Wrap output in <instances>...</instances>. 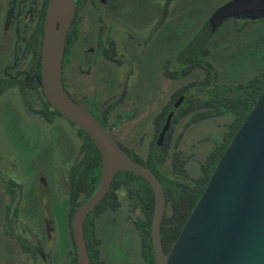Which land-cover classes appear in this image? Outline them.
Here are the masks:
<instances>
[{
	"label": "flooded vegetation",
	"instance_id": "flooded-vegetation-1",
	"mask_svg": "<svg viewBox=\"0 0 264 264\" xmlns=\"http://www.w3.org/2000/svg\"><path fill=\"white\" fill-rule=\"evenodd\" d=\"M74 1L76 10L65 42L68 49H64L63 84L71 97L95 118L103 119V116H109L105 128L119 144L120 141L112 132L113 126L118 123V105L131 96L140 99L145 93L156 92L160 81H176L177 70L184 66L180 65L183 63L181 62L176 68V64L170 65L167 58L163 62L160 61L161 66L156 62L155 73L147 77L140 75L139 61L135 54L153 51L154 55L149 58L156 61L158 50H192L200 28L211 13L229 0H209L211 8L206 10L205 18L201 19L199 27L195 29L191 28L189 14L197 7L203 8V2L208 0H200L194 4L193 1L190 3V0ZM47 3L48 0H0V97L7 91H17L24 104V110L20 113L24 114L25 119V126H20L19 130L20 141L25 148V158L20 155L21 151L16 152L13 149L11 143L3 148L0 145V203L3 204L4 212L3 222L0 221V233L17 250L21 264H78L72 219L71 225L69 224V211L73 201L77 200L75 194L72 196L71 189L79 146L77 152L68 147V154L64 159L61 157L64 152L62 142L66 136L63 135L61 127L50 128L56 132L50 137L44 136V131H40L36 126L34 137L31 134L33 131L30 130L33 115L45 122L62 118L55 115L50 121L45 120L40 112L50 110L47 103L44 99L33 97V43L38 44L41 64L43 30L40 35L39 24L44 10L46 12ZM181 4L183 7L179 9V18L177 7ZM178 18L180 21L176 25L175 20ZM244 19L258 18L232 16L223 20L204 41L201 53L204 50L210 52L214 39L228 24L233 32L239 34L233 25L236 21L241 22ZM226 20L228 21L223 26ZM213 35L214 39L210 41L209 38ZM195 46L200 47L198 44ZM187 64L189 63L185 66ZM112 68L118 75L114 81L115 93L109 89ZM85 77L93 81L90 80L91 94L90 88H84L79 81ZM35 79L39 81L38 77ZM37 89L39 90V86ZM175 91L176 89L171 91L168 97ZM119 115L130 117L135 116V113L134 110H127ZM33 148L41 150L33 155ZM45 148L46 154L43 151ZM6 151L11 153L10 158L7 157ZM58 160L63 167L60 175L56 170ZM39 162L46 163L48 169L43 168L40 172H49L50 184L43 177L41 181L38 180L41 175L36 172ZM27 170H35L32 179L25 173ZM120 211L119 204L113 214L99 215L97 223L100 229L102 230L103 221L110 216L117 220L116 215ZM128 216L126 214V217ZM130 218L131 221L134 219L132 216ZM140 257L142 259L141 255Z\"/></svg>",
	"mask_w": 264,
	"mask_h": 264
},
{
	"label": "water",
	"instance_id": "water-1",
	"mask_svg": "<svg viewBox=\"0 0 264 264\" xmlns=\"http://www.w3.org/2000/svg\"><path fill=\"white\" fill-rule=\"evenodd\" d=\"M75 10L74 0H48L39 80L51 105L87 132L101 155L98 186L72 218L77 263L91 264L83 228L86 216L106 194L115 174L127 170L141 175L154 192L151 240L156 264H264V89L220 156L180 234L165 252L160 227L166 198L158 176L124 151L64 87V49ZM232 16L263 17L264 0H229L217 7L195 38V45H200L198 52L216 27ZM183 99L181 95L168 113L156 140L157 151L174 109Z\"/></svg>",
	"mask_w": 264,
	"mask_h": 264
},
{
	"label": "trees",
	"instance_id": "trees-1",
	"mask_svg": "<svg viewBox=\"0 0 264 264\" xmlns=\"http://www.w3.org/2000/svg\"><path fill=\"white\" fill-rule=\"evenodd\" d=\"M44 14L45 10L39 24L40 35H42L43 30ZM262 20H264V17L256 20L244 19L241 22L236 21L233 27L236 29L235 31H239V34H242L246 32L248 23ZM227 21L223 23V26ZM213 39L214 35L209 38L210 41ZM249 41L248 45L250 47L248 50L244 53L236 54V58L242 60V63L249 67L250 74L246 79L226 85H217L215 83L216 70L213 63L205 58L208 54L206 50L202 53V50L199 52L201 55L200 60L193 58L187 66L177 70L176 79L178 80H183L189 72L195 69H201L205 74L201 75L200 79H194L186 84L184 83L181 88H177L167 102L160 107L153 119L154 137L150 142L145 158H142L132 149L119 142L121 148L133 159L149 167L158 176L163 185L166 202L160 232L165 252L168 251L171 244L180 234L183 224L204 191L220 156L226 150L231 138L264 89V28H259L256 37ZM37 45V43H33L34 56L31 68L34 74L33 97L35 99H44L47 103L50 110L48 112H40L45 120L50 121L55 115L66 118L51 105L44 94L40 80L37 82L35 79L36 77L40 79L41 74L40 53ZM67 49L66 43L65 51ZM62 66L64 67V64ZM38 86L39 90L37 89ZM181 95H184V99L174 109L162 146L157 151L155 145L158 134L168 113ZM219 116L229 117L227 121L223 122V134L204 157L197 159L198 166H193V169H196L197 172L193 174L189 171L188 166L191 157L177 150L173 141L174 126L182 118H187L189 124H194ZM66 119L77 127L79 135V153L75 161L76 168L72 177L71 189L72 196L75 194L77 200L73 201L69 211V224L71 225V219L79 204L86 200L98 186L101 155L89 134L68 118ZM96 119L104 127L109 122V116L107 115L103 116V119L98 117ZM121 191L127 194L132 208H139L141 212L140 215L132 219V222L139 234V248L143 262L144 264H156L151 240V221L155 202L154 192L149 182L141 175L127 170H120L115 174L106 194L84 220V235L91 264H105L101 256L104 239L97 219L101 214H113L117 210L120 204L119 194Z\"/></svg>",
	"mask_w": 264,
	"mask_h": 264
},
{
	"label": "rangeland",
	"instance_id": "rangeland-1",
	"mask_svg": "<svg viewBox=\"0 0 264 264\" xmlns=\"http://www.w3.org/2000/svg\"><path fill=\"white\" fill-rule=\"evenodd\" d=\"M192 1L193 4L200 2V0H190V3ZM217 4L216 1L215 5ZM182 7V4L177 7V16L179 18H181L178 15L179 9H182ZM209 8H211L209 0L204 1L203 8L197 7L193 13L189 14L191 17L190 21L192 22L191 28L194 27L195 29L199 27L201 19L205 18L206 10ZM179 18L175 20L176 25L180 21ZM230 27L231 25L228 24L220 31L219 35L211 44L210 52L205 56L215 67V83L219 86L235 83L248 77L250 74L249 67L242 63V60H238L236 54L244 53L248 50L250 47L248 45L250 42L249 40L256 37L259 28H264V20L248 23L246 32L242 34L233 32ZM176 41H179V36L176 38ZM192 46V50L188 48V51L185 52H177L175 49H173L172 52L158 50L156 61L149 58L154 55L153 51L137 52L135 55L139 61L138 71L140 75L144 74L145 76L147 75V77L152 75L156 71L154 68L156 62L158 66H161L160 61L163 62V60L167 58H169L170 65L176 64V68L179 67L181 62L183 63L180 65L185 66V64L191 62L193 58L200 60L201 55L198 52L199 50H197L198 48L195 44ZM106 68L108 69V65ZM111 71L113 73L109 75V80L111 82L109 89L115 93L116 88L114 81L115 77L117 78L118 75L113 68ZM204 74L205 72L203 70L195 69L183 78V80L177 79L169 83L167 80L160 81L156 92L152 91L149 94L145 93V96L140 99L131 96L127 100L122 101L118 105V113L121 114L127 110H134L135 116L125 117L118 114V123L113 126V134L124 146H127L139 156L145 158L148 153L150 142L154 137L153 119L160 107L169 99V93L179 88L184 83L186 84L194 79H200L201 75ZM90 80L91 78L85 77L80 78L79 81L82 82L81 85L84 88L88 89L90 88V83L93 82ZM89 90L91 94V88ZM23 110L24 104L21 102V98L17 91L16 93L14 90L7 91L0 97V145L3 148L10 146L9 144L11 143V146L16 152L21 151V156H24L23 153H25V148L20 141L21 138L19 134L20 126H25L24 114L20 113ZM62 118H55L53 122H45L33 115L31 118L32 128L30 130L33 131L31 133L33 137L35 136L34 132L36 127L40 131H44V136L48 137L49 135L50 137L56 134L55 130H50V128L61 127L63 135L66 136L65 140L62 142L64 152L61 156L65 159V156L68 154V147L73 148L75 152L78 151L79 136L77 127L72 125L66 118ZM228 118V116H219L210 120H202L194 124H189L187 118H182L175 124L173 141L177 150L191 157L188 162L189 171L191 173L194 174L197 172L196 169H193V166H198L196 162L197 159L204 157V155L212 149L214 143L220 139L224 131L223 122L227 121ZM40 150L39 148H33L32 154L36 155ZM43 151L46 154V148ZM6 153L7 157L10 158L11 153L9 151H6ZM22 158H25V156ZM23 165L24 164L21 165V168H23ZM56 167L57 173L60 175L63 171L60 160L57 161ZM37 168H39L38 171H36L37 173L43 168L48 169L46 163L41 164L40 162L37 164ZM21 171L23 170L21 169ZM34 171L35 170H27L25 172L29 179L33 178ZM41 177L46 179L49 184L51 183V177L47 170H45V172L42 171V174L38 176L39 181H41ZM119 200L121 211L116 215L117 220H114V217L110 216L105 219L102 224L101 234L104 239V246H102L101 249L102 258H104L107 264H144L140 257L139 234L130 218L131 216L136 218V216L140 215V209L132 208L129 199L123 191L120 192ZM3 213V204L0 203L1 222H3ZM126 214L129 216L126 217ZM2 227L1 231L3 230ZM17 254V250L8 242V239L0 233V264H21V260L18 258ZM66 263L67 262L60 264Z\"/></svg>",
	"mask_w": 264,
	"mask_h": 264
}]
</instances>
